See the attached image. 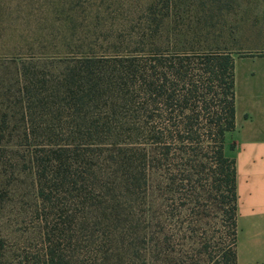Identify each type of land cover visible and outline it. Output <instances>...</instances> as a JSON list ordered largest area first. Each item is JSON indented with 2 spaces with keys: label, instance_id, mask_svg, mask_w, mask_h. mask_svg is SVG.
Here are the masks:
<instances>
[{
  "label": "rangeland",
  "instance_id": "374dc122",
  "mask_svg": "<svg viewBox=\"0 0 264 264\" xmlns=\"http://www.w3.org/2000/svg\"><path fill=\"white\" fill-rule=\"evenodd\" d=\"M152 41L170 52H264V0H0L1 261L43 259L50 237L55 243L60 239L40 221L45 215L37 192L42 166L37 168L34 157L49 164L53 149L66 145L73 161V151L97 147L96 136L86 140L76 131L79 116L68 105L63 85L67 67L86 55L144 58ZM136 140L135 147L143 150L144 133ZM72 166L81 169L77 161ZM51 167L49 176L55 173ZM69 179L59 184L46 211L59 221L75 215L70 226L82 227L83 204ZM212 185L201 168L182 190L167 187L156 199V264H228L223 252L233 234L227 190ZM129 203L128 227L144 235V196ZM91 214H86L89 222ZM87 247L75 250L76 264H94Z\"/></svg>",
  "mask_w": 264,
  "mask_h": 264
},
{
  "label": "trees",
  "instance_id": "16d2710c",
  "mask_svg": "<svg viewBox=\"0 0 264 264\" xmlns=\"http://www.w3.org/2000/svg\"><path fill=\"white\" fill-rule=\"evenodd\" d=\"M235 58L227 49L170 52L152 41L144 58L86 55L69 65L63 78L65 99L79 116L76 131L86 140L96 136L97 147L73 151V161L66 145L53 149L49 164L34 157L37 168L42 166L37 192L45 215H39L40 221L60 239L55 243L50 237L43 259L18 262L76 264L75 250L87 245L94 264H156V199L165 196L167 187L182 190L185 180H194L204 168L214 190L226 187L233 240L223 254L228 264H237L236 161L225 151L227 132L236 127ZM143 133L141 150L135 144ZM75 161L81 169L72 168ZM88 175H93L91 186ZM68 177L83 204L82 227H71L75 215H61L59 221L46 211ZM2 191L0 185V197ZM143 196L144 235L128 227L133 210L129 199ZM142 242L144 248L138 245Z\"/></svg>",
  "mask_w": 264,
  "mask_h": 264
},
{
  "label": "crops",
  "instance_id": "0c3cea01",
  "mask_svg": "<svg viewBox=\"0 0 264 264\" xmlns=\"http://www.w3.org/2000/svg\"><path fill=\"white\" fill-rule=\"evenodd\" d=\"M235 87L225 151L236 161L237 264H264V52L236 55Z\"/></svg>",
  "mask_w": 264,
  "mask_h": 264
}]
</instances>
